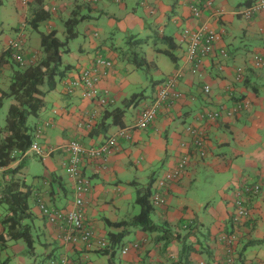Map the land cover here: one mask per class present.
Segmentation results:
<instances>
[{"label": "crops", "instance_id": "crops-1", "mask_svg": "<svg viewBox=\"0 0 264 264\" xmlns=\"http://www.w3.org/2000/svg\"><path fill=\"white\" fill-rule=\"evenodd\" d=\"M44 1L52 10V18L43 23L47 29L43 33L57 30L58 36L65 37L64 20L73 10H78L84 20L76 39L84 36L85 42L77 46L68 44L71 61L66 65L72 66V70L47 94L49 108L29 118L35 133L33 143L43 149L45 157H37L29 150L5 168L14 169L24 160L22 173H25L26 161L31 155L44 164V174L33 177L30 203L35 216L34 228L39 221L46 233L49 259L62 254L87 264H227V243L221 237L234 231L231 219L234 200L240 189L260 182L263 189L248 201L250 218L237 231L233 264L246 261L264 264V244L255 243L264 240V66H254L256 55L264 58V10L246 18L242 12L254 0H215L212 8H202L201 16L195 18L191 11L194 0ZM0 5H4L3 1ZM10 5L15 9L17 25L0 29V56L7 51L9 42L15 40L6 35V30H13L19 39L15 42L22 44L25 55L41 57V34L34 38L26 29L35 10V0L26 6L22 0H10ZM217 10L222 13L214 17L213 12ZM206 24L219 33L220 40L215 52L204 61L199 75L191 71L184 36L185 31ZM134 38L144 40L143 45L147 47L145 51L142 46L136 48L147 59V65L142 68L131 60ZM220 49L226 50L227 57L221 55ZM97 58L112 63L111 68L99 72V90L107 91L115 99L114 104L106 107L88 98L82 87L72 93L67 91L69 83L77 80L84 70L93 68ZM239 68L244 70L242 81L236 79ZM12 71L9 62L2 64L0 87L7 85L5 80ZM178 71H183L179 81L181 100L172 107L161 108L147 129L133 131L131 140H120L118 151L100 160H87L83 165V174L92 183L86 203L87 224L97 240L109 241V248L88 250L82 245L67 243L64 229L50 224L38 205V198L56 208H70L73 204L74 180L64 170L68 159L64 146L72 140L86 146L100 145L121 128L112 125L108 113L140 95L142 108L139 109L140 104L130 108L123 119V127H133L139 113L157 95L140 92L148 86L153 92ZM156 75L160 78L156 79ZM205 85L211 87L209 94L204 92ZM236 107H240L238 114L230 116L228 112ZM214 111L220 112V119L201 118ZM91 122L93 128L89 129L87 124ZM188 127L203 137L201 148L195 147ZM38 129H41L39 135ZM189 152L192 157L186 175L165 189V205L154 206L152 219L160 228L150 233L133 228L120 244L113 246L109 234L121 229L109 227L106 221H127L138 214V194L144 192L149 181H156ZM150 171H153L151 175ZM200 171L212 181L213 201L206 204L183 196L201 175ZM6 179H10L8 175ZM154 187L155 182L153 190ZM126 237L132 238L125 240ZM9 243L3 251L11 248L15 257L17 253L24 254L21 243ZM126 247L130 250L124 254ZM4 260V264H11L10 257Z\"/></svg>", "mask_w": 264, "mask_h": 264}, {"label": "trees", "instance_id": "trees-1", "mask_svg": "<svg viewBox=\"0 0 264 264\" xmlns=\"http://www.w3.org/2000/svg\"><path fill=\"white\" fill-rule=\"evenodd\" d=\"M256 1L249 2L247 7L252 6ZM51 18L52 10L50 6L44 0H35V10L27 26H30L33 30H39L40 26ZM82 20L84 18L78 10H73L69 18L64 20V41L58 37L57 30L41 33V57H39L40 55H25L21 47L22 44L19 42H17L18 44L15 47L9 46L7 51L0 56V79L3 74V63L9 62L13 70L10 77L5 80L7 85L0 87V110L6 100L10 101L6 124L5 126H0V168L9 167L17 158L20 156L21 158L24 157L32 146L35 133L29 124V118L38 116L46 108L47 94L55 90L58 81L72 70V66L64 64L63 56L70 54L71 51L68 44L78 38V27ZM132 42L135 45L133 46L135 51L131 53V60L137 67L142 68L147 65V59L145 54L139 53L136 48L141 47L145 41L134 38ZM169 55L174 59L172 54L169 53ZM140 98V95H135L126 101L123 107L116 108L111 113H108V116L112 117V125L123 127L125 112L130 108L136 107ZM104 132H107V128L104 129ZM23 168L24 160L14 169L8 168L5 170L4 175L0 178V208L2 206L4 208L3 213L0 214V226L3 229L0 234V252L6 248L9 242L17 241H24L29 253L34 254L35 252V230L32 224L35 216L30 203L33 190L32 187L25 185V178L21 175L23 174ZM7 175L10 179H6ZM154 182V180L149 181L144 192L141 191L138 194L136 201L140 207L138 214L127 221H106L109 227L121 229L119 232H111L109 234V240H111L113 246L120 244L129 230L133 228H140L148 233L160 228L152 219L155 206L151 200L154 193ZM259 184L240 189L239 196L246 197L245 205L249 209L250 214L241 223H235L233 217H231L234 231L232 234H227V236L237 234L238 228L250 218L251 209L248 206V201L259 194L255 193V186ZM260 187L262 190L263 185L260 184ZM236 199L234 200V205ZM255 243L261 245L264 244V240H257ZM237 244L238 240L233 246L234 250ZM244 264H247V261Z\"/></svg>", "mask_w": 264, "mask_h": 264}, {"label": "built area", "instance_id": "built-area-1", "mask_svg": "<svg viewBox=\"0 0 264 264\" xmlns=\"http://www.w3.org/2000/svg\"><path fill=\"white\" fill-rule=\"evenodd\" d=\"M31 0H22L23 5H28ZM215 0H194L191 5L192 15L195 18H199L202 14V8L210 9L213 7ZM264 10V0H257L252 6L246 7L242 12L243 16L246 18H251L256 13ZM222 12L217 10L213 12V16H218ZM185 39L188 46L187 58L191 65V71L195 74L200 75V70L203 68L204 61L212 55L216 50L217 41L220 40L219 33L208 26L207 24L196 29L185 31ZM17 42L10 41L9 46H17ZM8 46V47H9ZM222 56L227 57V52L225 49H220ZM112 63L104 60L102 58H97L95 66L93 68L86 69L82 72L77 80L69 83L67 86V91L72 93L74 89L83 88L86 96L90 99L96 100L101 107H106L115 103V99L109 96V93H101L98 88V82L100 78V70L111 68ZM254 66L256 68H261L264 66V58L257 56L254 58ZM1 68V59H0ZM1 76V70H0ZM183 77V71H178L174 75L170 76L163 84L158 87V93L146 109H144L141 114L138 115L136 123L133 127H119L115 134L108 136L100 145L98 146H86L78 141L72 140L68 142L64 149L68 154V159L64 163L65 173L74 180V200L70 208H56L48 206L43 202L41 198H38V205L41 210L42 215L46 220L52 225H60L64 231V240L74 246H84L88 250H104L109 248L108 240H97L95 238L93 229L87 224V197L92 191V183L88 177L83 174L82 168L87 160H100L112 153L116 152L120 148L119 141L122 139L131 140L132 133L134 130H145L147 129L157 118L158 112L163 107H172L177 101L181 100L183 93L179 88V81ZM238 81L244 79L243 68L238 69L236 76ZM204 92L209 94L211 92V87L209 85L204 86ZM236 107L228 112L230 116H235L238 114V109ZM211 121L220 119L221 114L218 111L210 112L202 115L201 118H205ZM45 125H48L46 123ZM87 127L89 129L93 128V124L88 123ZM187 131L194 137L195 147L201 148L203 146V137L194 128L188 127ZM37 135L41 134V129L36 132ZM183 146L187 147L185 144ZM197 149V148H196ZM30 152H33L37 156L42 158L45 157V152L43 149L35 142L30 147ZM28 150V151H29ZM198 150V149H197ZM191 152L186 153L183 157L179 159L175 167L167 171L161 178L155 181L154 193L151 197L153 204L165 205V189L174 182L179 181L186 175L188 166L190 165ZM21 157V156H20ZM19 159V158H17ZM2 170H6L5 167L0 168V173ZM261 191L260 184L255 186V193L258 194ZM240 195V194H239ZM246 197H240L235 201V210L232 213L233 220L235 223H241L250 214L249 209L245 205ZM221 240L227 243V255L226 263L233 264L235 261V251L234 244L238 240L237 234L235 235H223ZM138 245L135 244L134 248ZM130 248L126 247L123 249L122 253H126ZM47 264H87L84 261H76L70 258L68 255H58L50 258ZM247 264H260L257 262H247ZM262 264V263H261Z\"/></svg>", "mask_w": 264, "mask_h": 264}, {"label": "rangeland", "instance_id": "rangeland-1", "mask_svg": "<svg viewBox=\"0 0 264 264\" xmlns=\"http://www.w3.org/2000/svg\"><path fill=\"white\" fill-rule=\"evenodd\" d=\"M0 1H3V4H4V5H0V29L1 28L7 29L9 27V24L12 26H13V24H15L14 23L15 19H16L15 13H14L15 9H13V6L10 5V0H0ZM69 1L76 3V0H69ZM80 2H82V0H80ZM84 12L86 13V11H84ZM242 20L245 21L243 18H242ZM16 25L17 24H15L14 26H16ZM26 29L28 30L29 33H33L34 38H39L41 33L47 32L45 24L41 25L39 31L33 30L30 26H27ZM6 35H11V36H13V38H15L14 41H19L17 33L13 30H6ZM58 37L62 41H64L65 37L63 36V34H60ZM84 42H85L84 36H81L80 39H75V42L71 41L70 45L73 44L72 46H77L78 44L84 43ZM142 47H143L144 51L147 50V47H145L144 45H142ZM70 61H71L70 56L68 54H65L63 56L64 64L66 65ZM152 75H154V74L152 73ZM155 78L158 79L160 77L158 75H156ZM142 92L145 93L147 96H151L153 94L156 95L158 93V88L154 89L152 92V88L148 86L147 89L141 91L140 93H142ZM141 101H142V98H140L138 100V104H140ZM9 107H10V101L6 100L3 108L0 110V125H2V126H5V124H6V117H7L6 115L8 113ZM46 108H49V106H46ZM141 108H142V106L140 104L139 109H141ZM37 157L31 155L27 158L25 173L21 174L25 178V182H26L25 185H27L29 187H32L31 184L33 182V177L34 176H42L44 174V171H45V167H44L43 162L41 160H39ZM155 170L158 171V169H154V171ZM152 172L150 171L149 175H151ZM200 172H201V175H199V177L196 180H194L193 184L190 186V188L187 189V192L183 196L187 197V198L191 197V199H193L197 203L200 202L202 204H206L207 202L213 201V199L211 197V194L213 193L211 191L212 186L210 185L212 181H210L209 178L204 176L203 171H200ZM139 176L141 177V174ZM162 176L163 175L160 174L158 178H161ZM145 180L147 181L148 178L146 177ZM32 198H33V196H32ZM2 207L0 208V214L3 213V211H4V208H2ZM155 207H157V205H155ZM138 209L139 208L137 207L136 212H138ZM131 214L134 215V213H131ZM40 224L41 223L39 221L35 222L36 227L34 228V230H35L34 231V236H35L34 237L35 238V252H34V254L29 253V251H28L29 249H28V247L24 241H17V243L19 242L22 244L23 247H25L24 254L17 253L16 254L17 256L15 257V255H12L14 253L11 250V248L9 250L3 251L4 253L0 252V264H4V261H5L4 258L8 259L9 257H10V263L11 264H47L48 261L50 260L48 255H47V253L49 252V249H48V246L45 245L46 233L44 232V229L41 228ZM131 238L132 237H126L125 240H131ZM15 244L16 243H12L11 245H15ZM93 258H95V256H93ZM117 261L119 262L118 259H117Z\"/></svg>", "mask_w": 264, "mask_h": 264}]
</instances>
